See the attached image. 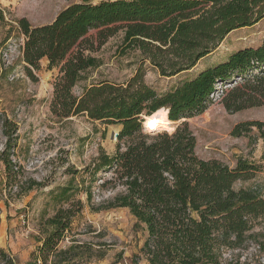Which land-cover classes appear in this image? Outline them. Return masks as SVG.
Returning a JSON list of instances; mask_svg holds the SVG:
<instances>
[{
  "label": "trees",
  "instance_id": "16d2710c",
  "mask_svg": "<svg viewBox=\"0 0 264 264\" xmlns=\"http://www.w3.org/2000/svg\"><path fill=\"white\" fill-rule=\"evenodd\" d=\"M264 19V0H80L63 8L47 24L33 26L27 18L18 20L25 36L22 46L27 73L39 70L47 59L49 68L59 66L53 109L62 117L86 114L95 120L121 125L113 154L100 149L94 159L95 175L101 169L111 173L101 187L111 184L114 192L93 210L124 207L142 226L146 238L141 252L148 264H240L222 260L223 248H240L250 237L257 220L264 219V193L258 187L235 189L239 179H249L264 165L239 159L235 168L218 159H203L196 153V137L187 120L170 131L144 133L145 116L165 114L172 121L191 118L205 111L219 83L235 84L223 98L229 111L264 105V39L257 47H244L227 59L208 66L165 93L144 81L143 67L129 80H103L86 87L81 95L73 88L89 68L100 65L88 37L98 29L103 44L120 29L125 50L138 49L143 62L162 76L189 72L209 56L234 30L253 26ZM5 21L0 7V24ZM256 130L264 141V121L237 124L235 136ZM115 135V134H114ZM11 136L0 155L6 184L23 195L40 183L26 184L17 178L11 158ZM91 170L90 166L83 173ZM72 187L65 186L66 196ZM89 203L92 192L87 190ZM67 198V197H64ZM2 195L0 193V201ZM77 206V209L74 208ZM81 199L61 207L43 223L41 245L32 264H72L91 250L89 244L62 247L81 212ZM13 259L1 250L0 259ZM51 262V263H49Z\"/></svg>",
  "mask_w": 264,
  "mask_h": 264
},
{
  "label": "rangeland",
  "instance_id": "374dc122",
  "mask_svg": "<svg viewBox=\"0 0 264 264\" xmlns=\"http://www.w3.org/2000/svg\"><path fill=\"white\" fill-rule=\"evenodd\" d=\"M79 1L0 0L5 15V21L0 24V155L10 135L11 158L16 165L17 178L25 184L31 179L40 183L28 193L17 195L19 189L15 187L11 191L6 184L5 167L0 160V253L4 250L13 259L12 264H32L33 253L45 235V220L61 207L81 199L84 206L61 245L67 247L72 244V239H76L78 243L89 244L91 250L83 248L72 264H148L141 252L146 232L136 225V218L129 209L118 207L96 211L91 208V204L98 205L114 193L111 184L101 187L111 177L110 172L101 169L93 175L91 171L100 149L108 154L115 152L116 132L121 130V125L95 120L86 114L60 116L53 109L60 65L49 68L45 58L40 69H33L31 76L23 61L25 36L18 20L25 17L33 26L47 24L63 8ZM97 31L89 32L88 37L95 48L85 53L97 57L100 65L83 73L73 88L77 96L86 87L103 80L125 82L140 67H143L144 81L159 93H165L208 66L227 59L232 52L259 46L264 39V19L253 26L234 30L195 68L173 77L162 76L149 61L143 62L140 50H125L123 30L101 45L96 39ZM235 80L239 81V78L219 83L208 108L186 119L196 137V153L206 160L218 159L231 168L236 167L239 159L264 165V141L258 138L256 130L242 136L232 133L241 122L264 121V105L239 111H229L225 107L223 98ZM182 120L173 122L174 129ZM142 130L152 132L150 134L165 131H148L143 123ZM88 166L91 170L83 173ZM67 185L72 190L63 196L62 189ZM251 187H258L264 193V170L234 183L235 189ZM88 189L92 192L91 203L87 198ZM252 233L253 237L242 247L223 248L222 260L225 263L264 264V219L257 220ZM0 264L9 262L1 258Z\"/></svg>",
  "mask_w": 264,
  "mask_h": 264
},
{
  "label": "bare ground",
  "instance_id": "6f19581e",
  "mask_svg": "<svg viewBox=\"0 0 264 264\" xmlns=\"http://www.w3.org/2000/svg\"><path fill=\"white\" fill-rule=\"evenodd\" d=\"M173 122L170 120V118L165 115V114H156V115H151V116H145L143 125L145 127L146 130L148 131H154L155 130H173ZM152 133V132H150Z\"/></svg>",
  "mask_w": 264,
  "mask_h": 264
},
{
  "label": "water",
  "instance_id": "95a60500",
  "mask_svg": "<svg viewBox=\"0 0 264 264\" xmlns=\"http://www.w3.org/2000/svg\"><path fill=\"white\" fill-rule=\"evenodd\" d=\"M184 120H186V119H183L182 121H184ZM119 132H120V131L116 132V137H117V138H118V136H119Z\"/></svg>",
  "mask_w": 264,
  "mask_h": 264
}]
</instances>
